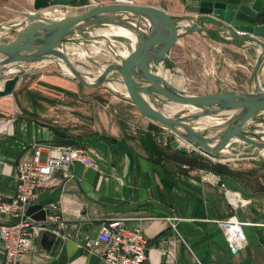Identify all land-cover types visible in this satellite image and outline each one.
I'll return each instance as SVG.
<instances>
[{
  "label": "crops",
  "instance_id": "crops-1",
  "mask_svg": "<svg viewBox=\"0 0 264 264\" xmlns=\"http://www.w3.org/2000/svg\"><path fill=\"white\" fill-rule=\"evenodd\" d=\"M113 1L92 0L96 5ZM133 1L136 5L155 6L180 17L183 21L179 28L184 31L193 26L199 28V0ZM245 1L252 3L254 0ZM83 5H90L89 1ZM19 17L7 22L5 29L8 33L16 34L15 26L24 16ZM2 24L0 31H4ZM206 27L210 29L209 33L191 34L212 38L229 36L232 41H225L228 48L241 50V47H247L257 63L264 55L263 43L258 54L254 47L257 43L251 45L248 41L236 40L230 32L216 26ZM220 37L215 39H222ZM259 37L264 38V35ZM20 67L18 65L17 69ZM253 77L256 89L258 83L254 71ZM2 86L3 82H0ZM17 92L18 88L14 95L0 98V119L10 121L6 129H0V199L4 201L15 196L19 176L17 167L33 156L36 145L59 146L57 143L64 141L54 130V127L61 126L16 114L18 111L14 110L13 103L20 97L16 96ZM123 103L133 105L129 100ZM27 109L33 111L30 107ZM110 112L113 114L116 110ZM130 114L129 118H119L122 127L117 134H80L69 129L73 136H83L77 143L94 149L93 157L100 170L76 162L70 171L72 178L67 183L38 191V198L32 204H50L48 208L54 211V216L48 218V223L56 225V228L45 230L37 223L42 227L39 237L43 231H50L62 243L55 246L43 244L38 237L35 247L25 255L23 264H106L98 253L89 251L84 241L96 236L103 223L117 219L123 220L129 230L141 228L144 231L148 240L145 264H264V193H252L249 189L246 191L252 195L245 197L240 191L228 188L222 178L210 171L191 168L176 159L156 154L153 150L155 143L162 147L170 145L169 133L151 130V124L139 111L131 109ZM102 136L114 137L116 141ZM170 148L171 153L176 151L171 145ZM46 155L44 152L43 156ZM193 155H201L213 163L229 162H216L198 152L185 156L191 158ZM220 179L224 182L222 187L219 186ZM227 182L236 186V181L229 179ZM228 191L237 192L243 200L250 199L251 202L234 206ZM230 218L244 223L247 237L246 247L237 253H232L220 226V222ZM6 220L0 216V225ZM84 224L89 225L88 232L83 229ZM2 254L0 241V256Z\"/></svg>",
  "mask_w": 264,
  "mask_h": 264
},
{
  "label": "water",
  "instance_id": "water-1",
  "mask_svg": "<svg viewBox=\"0 0 264 264\" xmlns=\"http://www.w3.org/2000/svg\"><path fill=\"white\" fill-rule=\"evenodd\" d=\"M75 1L77 0H35L34 11L24 13L22 21L16 24L15 38L0 42V82H3L0 98L14 95L22 82L23 75L17 73L18 65L62 62L73 73L72 78L89 88L110 84L114 75L120 76L126 87V97L150 124L169 133L171 147L180 154L198 152L213 161L226 162L229 157L230 160L236 159L224 154L235 142L246 143L257 151L264 150L262 134L247 129L248 124L264 112V91L260 83L253 92L226 90L194 94L175 87L155 71V66L163 63L172 69L169 55L175 44L194 32L209 33L210 29L206 26L224 29L236 40L261 44L258 37L264 35V23L261 24L264 0H254L252 3L245 0H199V28L189 27L184 32H180V23L183 21L180 17L149 5H96L91 2L83 12L60 20L45 16L52 4L67 6ZM102 26L129 29L136 34L137 42L132 44L126 57H116L119 62L106 66L97 78L90 80L64 52V48L75 36L89 41L100 39L89 34ZM236 30L243 34H237ZM263 61L264 55L258 59L254 70L258 80ZM9 75L12 76L7 77ZM169 105L180 106L178 111L189 108L193 112L174 116L160 110L161 106ZM223 115L228 117L219 124L205 127L199 125L201 120ZM257 157V152L239 155V159ZM219 186H224L222 179ZM48 205L50 204L30 205L25 218L41 224L45 230L48 227L56 228V225L48 223V218L54 216V211ZM88 226H83L87 232ZM49 237H52L51 241ZM39 239L43 244L49 243L52 246L62 243L50 231H43Z\"/></svg>",
  "mask_w": 264,
  "mask_h": 264
},
{
  "label": "rangeland",
  "instance_id": "rangeland-1",
  "mask_svg": "<svg viewBox=\"0 0 264 264\" xmlns=\"http://www.w3.org/2000/svg\"><path fill=\"white\" fill-rule=\"evenodd\" d=\"M34 1L0 0V24L4 23L2 24L4 31H0V42L11 40L7 36H2L3 33H8L5 29L7 24L15 19H19V16L24 13L34 11ZM82 3V0H77L72 4L78 5L81 8L86 6ZM86 8H82L78 12H83ZM102 29L113 31L110 32L108 39L112 44L110 47L114 52L129 53L131 51L133 44L132 38L135 37L130 33L125 34V32L117 28L102 26L93 30L89 35L95 36V33ZM11 36L14 37L16 34L14 35L12 32ZM217 37L219 38L220 35ZM217 37L212 38L191 34L188 38L184 37L180 39L169 55V62L172 63L173 68L170 69L164 63L162 65L157 64L155 66L156 73L161 68L162 72L165 71L183 77L184 85L177 88H184L194 94H207L226 90L253 92L256 81L253 77V71L257 65L255 63V56L253 57L251 55L247 47H241V50L238 48H228L225 41H232L229 40V36H221L222 39L216 40ZM103 41L101 37L98 40L89 41L83 37L75 36L73 41L66 45L64 52L68 54L78 68H81L83 72L85 71L84 73L89 78H97L103 72V68L112 63L119 62V59L110 55L108 49L102 46ZM248 42L252 45L254 41ZM254 47L255 51L257 49L259 50L261 44L257 43ZM72 48L73 50H77L78 48L84 50L85 55L83 60H77V53L71 51ZM118 55L121 56L120 54ZM18 70L19 74L23 75V80L18 90L23 89V92L21 95L19 94V98H16L17 102L14 100L13 103L14 110L16 109L18 111L16 112L17 115L23 116L22 108L28 107V100L24 97L27 89L46 97H52L51 99L55 101L54 105L50 106L46 104L45 107L47 110L42 113L43 116H37V119H41L45 124L76 130L80 134L94 132L102 135L117 134L122 127L120 125L121 119L119 118H129L131 109H134L135 112L138 111L135 106L124 104L123 101L129 99L122 91L112 86L115 83L124 84L118 75L112 77L110 84L97 88H89L79 84L75 78L64 75V70L58 63H44L42 65L21 64ZM11 76L9 75L7 77ZM258 78L260 81L257 79V83H260L264 89V64L259 70ZM41 82L63 88L67 92L72 93V95L70 96L58 90L48 89L42 86L40 84ZM112 110H116V113L113 112L112 114L110 112ZM160 110L174 116L193 112L189 108L180 111L171 110L168 106H161ZM227 117L228 115H223L209 121L210 123L219 119L220 121H224ZM247 129L258 131L264 138V112L260 113L255 120H252L248 124ZM252 152L258 153L256 159L237 160L240 154ZM224 154L236 158L227 162L235 169L250 170L255 168L257 163H264V150L257 151L243 142H235Z\"/></svg>",
  "mask_w": 264,
  "mask_h": 264
},
{
  "label": "built area",
  "instance_id": "built-area-1",
  "mask_svg": "<svg viewBox=\"0 0 264 264\" xmlns=\"http://www.w3.org/2000/svg\"><path fill=\"white\" fill-rule=\"evenodd\" d=\"M112 3L135 4L133 0H114ZM88 6L82 8H88ZM82 8L73 4L67 6L52 4L46 10L48 13L45 16L60 20L68 15L79 13L78 11ZM55 15L59 17L54 18ZM180 32L184 30L180 28ZM236 33L243 34L238 30ZM2 36H7L11 40L15 38L10 32L3 33ZM258 38L264 45V38ZM260 50L261 48L257 49L258 54ZM18 71L17 73L20 72ZM262 90L264 91L263 88ZM9 123V120L0 119V129H6ZM44 152L47 154L46 157L43 156ZM93 155L94 149L91 146L36 145L33 156L18 165V187L15 196L9 201L0 199V216L7 218L6 222L0 225V241L3 244L0 264H23L25 255L35 247L42 227L37 222L25 218V214L28 206L38 198V191L41 188L67 183L72 178L70 171L76 162L100 170ZM214 177L218 179L217 176L214 175ZM227 194L234 206L251 202L243 200L237 192L228 191ZM220 226L225 232L232 253H237L246 247L244 223L237 218H230L220 222ZM86 244L89 251L98 253L106 264H145L148 260V240L144 231L141 228L129 230L120 219L103 223L96 236L87 237Z\"/></svg>",
  "mask_w": 264,
  "mask_h": 264
},
{
  "label": "trees",
  "instance_id": "trees-1",
  "mask_svg": "<svg viewBox=\"0 0 264 264\" xmlns=\"http://www.w3.org/2000/svg\"><path fill=\"white\" fill-rule=\"evenodd\" d=\"M213 36V35H212ZM42 86L58 90L59 92L67 95H72V93L67 92L65 89L56 87L53 85H50L48 83H40ZM21 90V92H20ZM23 89H19L16 93V96L18 97L21 95ZM20 94V95H19ZM24 97L28 100V107L32 108L33 111L30 112L27 108H22V112L24 115L29 116L30 118L36 119L37 116H39L41 113H44L47 108L44 104L48 105H54L55 101L49 97H46L44 95H41L37 92H33L30 89L26 90V93ZM23 98V97H22ZM0 115H2L0 113ZM149 128L154 131H162L163 129L155 126L150 125ZM54 130L58 136L64 139V141L57 143L60 145L65 146H75L79 147L82 146V144L77 143L79 139H82V137L79 136H73L69 131L68 128L63 127H54ZM110 141H116L114 137H103ZM170 145L168 144L166 147H162L158 145L157 143L154 144V152L158 155H163L165 158H173L178 160L179 162H182L183 164H188L191 168H200L207 171H210L220 178H222L225 182L228 188L234 190V191H240L243 196L245 197H251L252 193H256L255 191H259L260 193H264V163L260 162L257 163V166L255 168H252L250 170H239L233 168L228 163H213L205 158H203L201 155H193L191 158H188L187 156L178 153L177 151H174L173 153L170 152ZM231 179L232 182L236 181V186L229 185L228 180ZM240 183V185L237 184ZM252 189V193L247 192L246 190ZM254 189V190H253Z\"/></svg>",
  "mask_w": 264,
  "mask_h": 264
},
{
  "label": "bare ground",
  "instance_id": "bare-ground-1",
  "mask_svg": "<svg viewBox=\"0 0 264 264\" xmlns=\"http://www.w3.org/2000/svg\"><path fill=\"white\" fill-rule=\"evenodd\" d=\"M82 1H85L84 3H87L88 1L91 3L92 2V0H82ZM57 17H59L58 15H55V17L54 18H57ZM19 21V20H18ZM109 27V26H108ZM111 28H117L118 30H121L122 32H125V34H132V36H134L135 38H132V40H133V43L135 44L136 42H137V37H136V34L134 33V32H132L131 30H129V29H126V28H124V27H112V26H110ZM109 27V28H110ZM110 32H113L112 30L111 31H109L108 29H102V30H100L99 32L97 31V33H95L96 35H95V37H101L102 38V40H104L103 41V44H102V46L103 47H105V48H107L108 49V51H109V53H110V55H112V56H114V57H119V55L118 54H120L122 57H126L129 53H127V52H121V53H116V52H114L113 50H112V48L110 47V45H112L111 44V42H109V40H108V38H109V34H110ZM70 47V46H69ZM80 47V46H79ZM90 47V46H89ZM76 48V47H75ZM69 49V48H68ZM70 51V50H69ZM71 51H74V52H76L77 53V60L78 61H81V60H83V57H84V55H85V52H84V50L82 49V48H78L77 50H73V48L71 49ZM126 53V54H125ZM50 63V62H49ZM62 68H63V70H64V73L66 74V75H68L69 77H73L74 75H73V73L70 71V69H68L65 65H64V63H62V62H57ZM83 63V62H82ZM80 71H82L83 72V70L81 69V68H78ZM102 69V68H101ZM103 70H104V68H103ZM13 71V70H12ZM85 72V71H84ZM159 75L163 78V79H165L166 81H168L169 83H172L175 87H182L183 85H184V78L183 77H181V76H177V75H174L173 73H167V72H165V71H163L162 72V70H161V68H160V70H159ZM90 80H94V79H91V78H89ZM260 81V80H259ZM113 87H115L116 89H118V90H120V91H122L126 96H127V91H126V87H125V85L124 84H120V83H115L114 85H112ZM260 87H261V85H260ZM179 89H184V88H179ZM121 92V93H122ZM168 108L169 109H171V110H178V108H180V106H175V105H169L168 106ZM169 114V113H168ZM211 119H214V118H206V119H204V120H201L200 122H199V125L201 126V127H205V126H209V125H214V124H219V123H221L222 121H220V119L219 120H217V121H215V122H213V123H210V121L209 120H211ZM264 139V138H263ZM226 152V151H225ZM241 155V154H240ZM229 157V156H228ZM230 158L231 157H229V158H227V159H229V160H226V161H230ZM237 159H239V158H237Z\"/></svg>",
  "mask_w": 264,
  "mask_h": 264
},
{
  "label": "flooded vegetation",
  "instance_id": "flooded-vegetation-1",
  "mask_svg": "<svg viewBox=\"0 0 264 264\" xmlns=\"http://www.w3.org/2000/svg\"><path fill=\"white\" fill-rule=\"evenodd\" d=\"M261 21H263V22H264V17H261Z\"/></svg>",
  "mask_w": 264,
  "mask_h": 264
}]
</instances>
